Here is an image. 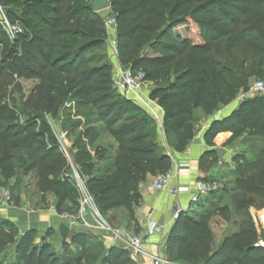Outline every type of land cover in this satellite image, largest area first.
Masks as SVG:
<instances>
[{"label":"trees","instance_id":"16d2710c","mask_svg":"<svg viewBox=\"0 0 264 264\" xmlns=\"http://www.w3.org/2000/svg\"><path fill=\"white\" fill-rule=\"evenodd\" d=\"M108 3L122 69L142 73L144 82L152 85L149 99L163 113L162 131L174 153L184 152L192 140L200 122L197 111L208 118L233 103L246 90L252 68L264 83V0ZM0 7L8 22L20 28L9 41L0 25V75L6 65L7 76L41 82L27 101L32 106L29 110L15 104L0 106V185L10 193L12 179L33 175L41 199L53 197L57 215H75L80 199L76 174L109 228L116 230L112 216L108 217L115 210H124L133 222L141 201L140 186L149 176L170 172L172 161L157 143L156 122L113 89L110 71L102 69L105 77L99 89L97 68L82 62L85 53L105 45V20L93 12L90 0H0ZM189 25L196 30L195 41L170 38L177 34L175 30ZM243 53L247 56L237 57ZM99 91L103 95L96 98ZM66 99L90 110L83 114L84 123L72 126L80 132L69 158L45 117H53ZM103 131L112 141L106 149L94 146ZM221 133H231L226 145L242 144L245 136L263 140L260 160L250 164L238 156L233 162L239 168L243 162L244 170L252 172L241 174L248 184L238 179L235 190L246 187L247 193L264 199V96L240 103L231 116L213 122L203 135L206 146L213 148ZM209 159L208 165L217 162L215 152L205 153L200 167ZM216 193L205 201L213 200ZM10 195L18 206V197ZM248 205L235 199V214ZM213 217L237 230L225 232L216 248ZM68 232L60 229L63 241ZM139 233L136 228L135 234ZM36 237L33 230L21 233L9 220H0V253L12 248V264H68L50 253L46 238L35 248ZM80 237L72 236L71 241L82 246L80 261L85 264H135L122 247L107 249L101 241ZM165 257L171 264H264V232L259 234L250 219L233 222L227 204L194 218L182 212L165 238Z\"/></svg>","mask_w":264,"mask_h":264},{"label":"rangeland","instance_id":"374dc122","mask_svg":"<svg viewBox=\"0 0 264 264\" xmlns=\"http://www.w3.org/2000/svg\"><path fill=\"white\" fill-rule=\"evenodd\" d=\"M98 15L101 18H103L105 22H108L109 20L112 19V15L108 12V10L98 12ZM2 16L5 15L3 9L0 7V18ZM105 28L108 34L105 45L102 48H97L95 50L85 53L84 60L82 61L84 64L86 63V66H88V68H97V72L95 74V81L99 82V85L97 87L99 89L102 88L101 80L102 78L105 77L103 71L105 72H107V70L110 71V75H111L110 80H111L112 75L122 68L120 58L116 53L114 30L113 28H107L106 26ZM174 32L177 34L171 35L172 37L170 38H174L181 41L182 40L195 41L197 39L196 30L191 25H189L188 27L178 28ZM0 56H1V51H0ZM241 56H247V54L243 53V55H238L237 57H241ZM0 59H2V57H0ZM102 69L105 70L102 71ZM251 71H252L251 72L252 76L245 87L246 90L244 92H240L239 95L237 96L238 104L243 103L244 101L245 102L259 101L263 96L261 93H258L254 89V84L260 79L261 75L258 73V70L256 68H252ZM7 72H10V68L5 65L4 71L0 75V106L3 105L13 106V104H15L16 107H18L21 110H29L30 109L29 107L32 108V106L27 101L29 100L30 97H33L35 88H37L41 84V82L35 78L31 80L16 79L14 76L13 77L7 76ZM145 89L147 93H149L152 90V85L150 83H146ZM102 95H103L102 91L95 93L96 98H100ZM88 110L89 107L81 106V104H76L75 102L66 99L58 104L56 113L54 114L53 117H51L50 115L45 116L47 122L51 126V129L55 132L57 137L62 142L61 145L62 151L64 153L66 152L68 153V156L66 155L67 158H69V151L71 145L75 137L80 132L79 129L73 130L72 126L77 122L84 123L86 119L83 114ZM21 119L25 120V118L23 117ZM155 135L157 139L158 138L157 132L155 133ZM111 144H112L111 139L108 137L107 133L103 131L100 140L94 146L99 145L100 147L103 146V148L106 149L110 147ZM163 147H165V145ZM262 148H263V140L257 138H249L245 136L243 138V143L240 146L238 145L235 146L231 150L230 152L231 157L226 164H223L222 166L209 165V168H207L206 171H209L211 175L206 179L210 182H216L217 184L220 185L221 189L217 191L215 198L211 200V202L208 203V205L206 206L204 205L201 207L200 214H210V213L213 214L217 208H221L222 206L227 204L231 209L233 222H242L243 220L250 219L254 223L256 230L259 234L261 232L262 233L264 232V228L258 223L257 220V215L261 211H264V199L260 198V195L258 196L254 194V192L247 193V191H245L246 187H244L242 191L235 190L237 186L236 182L238 179L241 180L242 185L247 186L248 184L247 181L241 178L242 173H245L246 176L249 174L252 175V172L244 170V168H247V166L243 165V162L246 161L252 164L253 161L260 160V157L258 155L262 151ZM238 156L244 157L243 158L244 160L241 163L242 165H240L241 166L240 168L233 162V159L237 158ZM256 156H258V158H256ZM250 164L249 166H252ZM238 169H240V173L238 172ZM33 178H34L33 175H31L27 178L21 177L18 181H14L13 179L10 181L11 187L13 189L12 192L10 191V193L14 198L20 197L19 206L22 204L24 205V208L28 206L33 208L35 202L38 200L37 196L39 195L36 193L37 188L35 187V180ZM237 198L238 200L243 199L244 201H248L250 203V205H248V207L243 209L240 214H235L233 208L234 201ZM19 206H16L13 200L12 203L6 208H20ZM1 207L2 206H0V211H2ZM110 216L112 215L109 214L108 217L111 218ZM116 216L117 218H120V214H116ZM113 228L117 230L115 225H113ZM233 230L235 229L232 226V224H225L222 220L213 217L212 231L214 234L216 246L218 242L222 239V236L225 232H230V231L232 232ZM80 232L81 231L79 230H74V231L70 230L66 236V241H63L61 239L59 232L55 234H51L48 236V240L45 239L44 244H46L49 247V251L51 254H53L56 258L62 260L65 263L85 264L84 262L80 261V253L82 246L75 245L71 241L72 236H79V237L82 236V235H78ZM104 236H108L112 240L116 239L118 243H120L122 246H125V244H123L121 240H118L117 237L118 235L115 232L114 233L104 232ZM133 236H137V235L134 234ZM83 237L86 239L87 242L91 241L95 243L99 241L97 237L95 238L93 237V235L90 234ZM33 244L34 247L37 249H39L42 246L40 239L38 237H36ZM106 248L108 247L106 246ZM0 263L1 264L14 263V254L12 248L0 253Z\"/></svg>","mask_w":264,"mask_h":264},{"label":"crops","instance_id":"0c3cea01","mask_svg":"<svg viewBox=\"0 0 264 264\" xmlns=\"http://www.w3.org/2000/svg\"><path fill=\"white\" fill-rule=\"evenodd\" d=\"M237 101L238 98L233 103L228 106L222 107L208 118L203 117L201 112L197 111L200 122L196 127L195 134L188 147L182 153H174L168 146L162 131L163 113L161 110H157V114L160 118V122H156V132L158 134L157 143L160 149L162 147L161 151L171 157V172L174 174L170 182L169 191H165L163 193L150 191L148 189V185L150 184L153 177L149 176L139 188L141 201L138 207L135 209L133 222L128 219L125 211L122 209L115 210L110 213L113 219L112 224L117 228V230H114V232L119 235V237L122 239V242L128 241L129 238L133 237L136 228H138L140 233L135 235L142 234L146 227V224L149 221L155 223L158 226H161L163 229L162 235L143 240V247L141 248L142 252L135 256L131 255V258L135 262V264H153L152 257H158L162 260H166L165 238L174 225V222H172V216L176 205L183 211L185 215L194 218L196 215L201 213L200 209L202 206H206L211 202L205 201L206 198L201 197L199 202L197 203L200 207L196 204L192 205L189 203L191 197L190 194H172L170 190H174L179 187L193 188L195 181L206 179L211 175L209 171H206L207 168H209L208 164L210 159L208 161H205L204 165L200 167V160L205 153L215 152L216 154V151L218 149H222L225 152L222 156V159L217 158V162L213 164V166H222L223 164H226L230 159L231 150L235 146L241 145L237 142L226 145L227 141L231 137V133L219 134L213 141V148L206 146L203 140L205 131L213 122L223 121L224 119L235 113L239 105ZM164 145L165 147H163ZM114 146L115 145L113 144V153L116 152V147ZM65 154L68 156L67 152ZM181 164H186L188 167L179 169L178 167ZM36 193L39 196H37L38 200L35 202L33 208L29 206L24 208V205L22 204L19 206L20 197H18V206L20 208H6L5 206H2V211H0V219L9 220L19 229L21 233H26L30 230L35 231L37 233V237L40 240L44 238L48 240V237H46L47 234L51 235L58 233L61 228H65L68 231H80V229L78 228H67L66 224L61 221L60 217L55 212H52L51 207L54 203V199L52 196H45V201H43L40 198L41 196L37 190ZM116 214H120V218H117ZM236 232V229L232 232L230 231V233ZM85 234L93 235V237L95 238L97 237V239L102 242L105 248L106 246L108 248H120L122 246L116 239L112 240L110 237L104 236V233L87 231ZM120 238H118V240H120ZM214 247L216 248L215 243Z\"/></svg>","mask_w":264,"mask_h":264},{"label":"built area","instance_id":"2783aa9c","mask_svg":"<svg viewBox=\"0 0 264 264\" xmlns=\"http://www.w3.org/2000/svg\"><path fill=\"white\" fill-rule=\"evenodd\" d=\"M0 25L3 28L9 41L15 39L16 34L20 32V28L16 24L8 22L5 16L0 18ZM107 28H113L114 20L111 19L105 22ZM144 75L137 73L133 75L129 70L119 69L112 75V87L122 97L132 102L134 105L139 107L143 112L150 116L155 122H160V118L157 114V110H160L157 105L149 99V93L145 89ZM254 89L264 96V83L257 81L254 84ZM60 145L62 142L58 138ZM186 164L179 165V169L187 168ZM174 174L170 171L168 173H160L153 176L148 189L152 192L163 193L169 191L170 182ZM75 180L77 188L80 193L78 211L75 215L62 214L58 215L62 222L66 224L69 229H80L81 232L92 231L95 233L113 232L111 228L102 219L96 207L94 206L92 199L86 193L83 183L79 180L75 174ZM221 189L220 185L216 182H205L201 180L195 181L193 188L190 187H179L174 190H170L172 194L186 193L190 194V204H197L201 197H206L212 193H215ZM12 203V197L9 191L0 185V206H9ZM52 212H55L53 206L51 207ZM183 211L176 205L172 216V222L178 220L180 214ZM258 223L264 228V211H261L257 215ZM163 233L161 226L149 221L142 234L133 236L128 241H123L125 246H121L130 252L132 256H135L142 252L143 240L149 239L154 236H160ZM118 235V234H117ZM118 238L119 235L117 236ZM120 240H122L120 238ZM258 246V245H256ZM259 246H263L259 243ZM153 264H171L166 260H162L158 257H152Z\"/></svg>","mask_w":264,"mask_h":264},{"label":"water","instance_id":"95a60500","mask_svg":"<svg viewBox=\"0 0 264 264\" xmlns=\"http://www.w3.org/2000/svg\"><path fill=\"white\" fill-rule=\"evenodd\" d=\"M91 1V8L94 13H98L101 11H105L109 9V3L108 0H90ZM224 151L222 149H218L216 151V156L218 159H222V156L224 155ZM257 247V246H255Z\"/></svg>","mask_w":264,"mask_h":264}]
</instances>
